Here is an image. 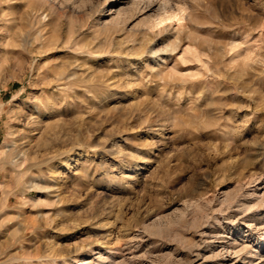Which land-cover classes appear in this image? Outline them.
Returning <instances> with one entry per match:
<instances>
[{
	"label": "rangeland",
	"instance_id": "1",
	"mask_svg": "<svg viewBox=\"0 0 264 264\" xmlns=\"http://www.w3.org/2000/svg\"><path fill=\"white\" fill-rule=\"evenodd\" d=\"M161 1L0 0V264H264V0Z\"/></svg>",
	"mask_w": 264,
	"mask_h": 264
},
{
	"label": "bare ground",
	"instance_id": "2",
	"mask_svg": "<svg viewBox=\"0 0 264 264\" xmlns=\"http://www.w3.org/2000/svg\"><path fill=\"white\" fill-rule=\"evenodd\" d=\"M46 1V0H45ZM180 3V4H179ZM179 6L177 8H173V5L171 3L170 0H162L159 4V7L157 9V12H155V14L152 16V20L150 21V26L154 27L157 26L161 23H163L164 21L168 20V19H172V18H177V19H181V14H182V10L185 9V5L186 2L185 0H180L178 2ZM183 4H185L183 6ZM153 4H149L148 5V9L152 10ZM173 9H177V12L174 13L175 10ZM171 10V12H170ZM173 10V12H172Z\"/></svg>",
	"mask_w": 264,
	"mask_h": 264
}]
</instances>
